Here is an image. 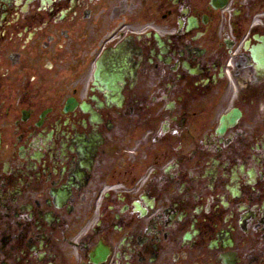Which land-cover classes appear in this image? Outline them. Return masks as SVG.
Wrapping results in <instances>:
<instances>
[{"label":"flooded vegetation","instance_id":"obj_1","mask_svg":"<svg viewBox=\"0 0 264 264\" xmlns=\"http://www.w3.org/2000/svg\"><path fill=\"white\" fill-rule=\"evenodd\" d=\"M0 264H264V0H0Z\"/></svg>","mask_w":264,"mask_h":264}]
</instances>
